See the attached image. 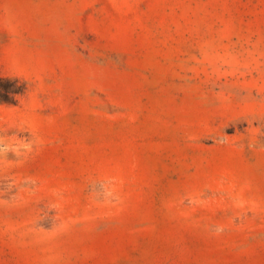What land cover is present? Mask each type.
Returning <instances> with one entry per match:
<instances>
[{
  "label": "rangeland",
  "instance_id": "374dc122",
  "mask_svg": "<svg viewBox=\"0 0 264 264\" xmlns=\"http://www.w3.org/2000/svg\"><path fill=\"white\" fill-rule=\"evenodd\" d=\"M0 264H264V0H0Z\"/></svg>",
  "mask_w": 264,
  "mask_h": 264
},
{
  "label": "trees",
  "instance_id": "16d2710c",
  "mask_svg": "<svg viewBox=\"0 0 264 264\" xmlns=\"http://www.w3.org/2000/svg\"><path fill=\"white\" fill-rule=\"evenodd\" d=\"M24 89L17 78L0 76V100L15 99V96Z\"/></svg>",
  "mask_w": 264,
  "mask_h": 264
}]
</instances>
